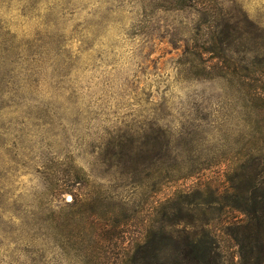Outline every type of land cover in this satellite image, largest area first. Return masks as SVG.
<instances>
[{
	"label": "rangeland",
	"instance_id": "obj_1",
	"mask_svg": "<svg viewBox=\"0 0 264 264\" xmlns=\"http://www.w3.org/2000/svg\"><path fill=\"white\" fill-rule=\"evenodd\" d=\"M217 1L225 68L196 4L0 0V264H139L169 219L224 264L264 237V0Z\"/></svg>",
	"mask_w": 264,
	"mask_h": 264
},
{
	"label": "trees",
	"instance_id": "obj_2",
	"mask_svg": "<svg viewBox=\"0 0 264 264\" xmlns=\"http://www.w3.org/2000/svg\"><path fill=\"white\" fill-rule=\"evenodd\" d=\"M163 4L180 7L186 4L199 5L202 11L208 16L206 32L203 39V48L209 51L210 57L213 59H221L219 62H214L212 66L225 68L224 59L225 51L230 50V47L225 46L220 49L218 44L221 40L220 33L223 29H229L227 23L224 22L223 6L217 0H159ZM256 26L251 23L249 27L245 28L250 40L256 43L257 38L260 36ZM247 38V39H248ZM248 39V40H249ZM228 48V49H227ZM244 51H256L254 45L249 43L243 49ZM222 65V66H221ZM82 181L76 179V184L72 187L74 190V199L78 201L82 198L81 185ZM258 223L261 225V218L258 217ZM191 229L190 221H178L174 219L167 220L162 224L159 234L152 236L148 239L147 248L145 253L141 256L143 261L139 264H224L223 252L218 248V244L214 241L209 243V239L205 236L199 237L195 233L189 232ZM262 232L258 229L254 245L248 247L249 250L245 253L242 252L243 248L239 249L241 257V264H264V237ZM158 243V244H157ZM242 243V241H241ZM245 254V261L244 256Z\"/></svg>",
	"mask_w": 264,
	"mask_h": 264
}]
</instances>
